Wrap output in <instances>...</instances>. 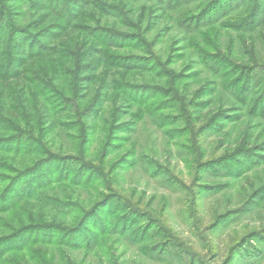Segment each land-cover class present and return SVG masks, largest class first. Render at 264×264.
Wrapping results in <instances>:
<instances>
[{"label":"rangeland","instance_id":"rangeland-1","mask_svg":"<svg viewBox=\"0 0 264 264\" xmlns=\"http://www.w3.org/2000/svg\"><path fill=\"white\" fill-rule=\"evenodd\" d=\"M262 111L261 0H0V264H264Z\"/></svg>","mask_w":264,"mask_h":264},{"label":"trees","instance_id":"trees-1","mask_svg":"<svg viewBox=\"0 0 264 264\" xmlns=\"http://www.w3.org/2000/svg\"><path fill=\"white\" fill-rule=\"evenodd\" d=\"M159 1L162 3L163 0H159ZM261 1L263 4V12H264V0ZM64 37H65V42L64 40L63 42L66 44L63 45L62 43V45H57L54 46L53 48H50L49 53H47L48 51L46 49L45 51H43V53L39 52V55H44L47 57L44 58L43 60L50 61L48 59H53V57L61 53L60 48H63V51L68 52L70 55L73 56H75L78 53V50L79 51L81 50L83 52L85 51L86 43H84L83 40L79 38V36H70L67 33L64 35ZM262 113L264 114V111H262ZM252 139H253V134L251 133V127L248 126L244 129V131L242 132V136L240 137L239 149L235 150L233 153H237L238 155L242 156L245 155L246 153H249L248 151L255 150L257 146H251ZM83 159L84 158H79V160H77L80 163V167H82V165L84 166V164L86 163ZM260 159L264 160V157L260 156Z\"/></svg>","mask_w":264,"mask_h":264}]
</instances>
